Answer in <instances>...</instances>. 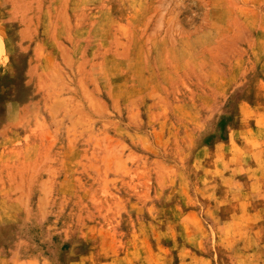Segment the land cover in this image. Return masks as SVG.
Returning a JSON list of instances; mask_svg holds the SVG:
<instances>
[{"label":"rangeland","instance_id":"rangeland-1","mask_svg":"<svg viewBox=\"0 0 264 264\" xmlns=\"http://www.w3.org/2000/svg\"><path fill=\"white\" fill-rule=\"evenodd\" d=\"M0 264H264V0H0Z\"/></svg>","mask_w":264,"mask_h":264}]
</instances>
